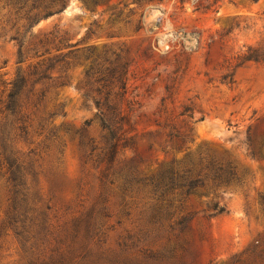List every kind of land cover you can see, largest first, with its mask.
Listing matches in <instances>:
<instances>
[{"label":"rangeland","instance_id":"rangeland-1","mask_svg":"<svg viewBox=\"0 0 264 264\" xmlns=\"http://www.w3.org/2000/svg\"><path fill=\"white\" fill-rule=\"evenodd\" d=\"M16 16L0 3V264H264V0H66L31 28ZM106 120L122 127L110 173L190 159L241 181L154 217L148 186L101 179ZM4 152L37 192L38 239L7 225Z\"/></svg>","mask_w":264,"mask_h":264},{"label":"trees","instance_id":"trees-1","mask_svg":"<svg viewBox=\"0 0 264 264\" xmlns=\"http://www.w3.org/2000/svg\"><path fill=\"white\" fill-rule=\"evenodd\" d=\"M86 6H94L104 0H83ZM4 6H12L15 10L16 19H22L25 28L37 23L40 19L63 10L66 0H0ZM14 39H18L14 37ZM22 46L21 40L19 41ZM63 61V56H56L49 60V64L42 70L41 77L46 76V71L52 67V62ZM125 72L123 73V75ZM121 81V78H119ZM24 85L23 77L10 82V89L7 93V100L1 108V120L4 126L8 124V116L13 115L16 111L17 95ZM121 88L125 89V82H121ZM104 128L112 132L108 145L102 154H98L95 162L97 165L104 163L106 166L101 171V179L109 183L119 181L124 191L133 189L135 185L148 186L154 193V200L157 205V217L163 211H168L174 201L180 200L181 197H188L195 193L197 188H207L215 190L220 187H226L233 183H239L241 179L237 176L233 166L227 164L225 167L216 161H211L212 170L204 171L203 169L195 170L194 162L190 159L178 162L172 160L165 167H158L155 172L140 175L136 166L130 165L124 171L110 173L111 164L114 161L115 154L120 146V137H115L114 133L121 131L122 127L117 125L113 120H106ZM252 155L254 153H251ZM3 156V165L6 163L4 175L9 187V210L7 212V225L11 227L16 236L24 241L38 239V206L37 192H31L25 184L24 168L21 163L13 159L9 163L10 156ZM201 160L199 161V163ZM179 198V199H177ZM214 214L225 211L223 205L218 202L213 203ZM33 243L29 249L33 248ZM35 251V250H34ZM30 253H33L30 251ZM33 256V257H32ZM30 259V264L38 263V254L34 252ZM29 264V263H28Z\"/></svg>","mask_w":264,"mask_h":264}]
</instances>
